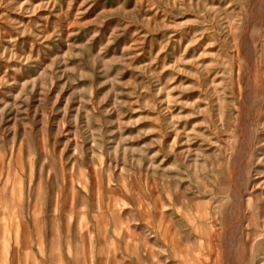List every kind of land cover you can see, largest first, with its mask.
<instances>
[{"label": "rangeland", "instance_id": "374dc122", "mask_svg": "<svg viewBox=\"0 0 264 264\" xmlns=\"http://www.w3.org/2000/svg\"><path fill=\"white\" fill-rule=\"evenodd\" d=\"M0 264H264V0H0Z\"/></svg>", "mask_w": 264, "mask_h": 264}]
</instances>
